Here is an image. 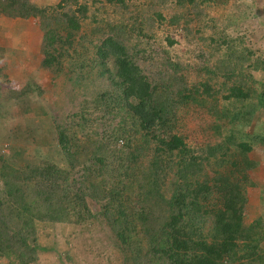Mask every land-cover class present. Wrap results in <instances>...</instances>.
Wrapping results in <instances>:
<instances>
[{
    "label": "trees",
    "instance_id": "1",
    "mask_svg": "<svg viewBox=\"0 0 264 264\" xmlns=\"http://www.w3.org/2000/svg\"><path fill=\"white\" fill-rule=\"evenodd\" d=\"M104 1L117 14L128 9L127 0ZM172 1L179 13L169 20L132 6L134 21L122 24V36L116 24L106 31L95 25L105 36L93 43L83 31L85 0H0V17L33 20L39 35L32 48L38 61L24 84H11L4 70L13 55L0 47L1 264H35L57 234L65 260L76 264L69 243L101 225L109 235L105 261L115 264H264V215L245 213L254 203L249 196L264 207V172H256L264 163L250 156L264 146V120L256 121L264 118V42L225 35L244 18L235 6L220 22L211 11L221 0ZM142 20L146 29L168 23L187 45L196 44L194 80L183 76L188 67L176 56L163 57L148 75L139 67L143 50L128 33L143 34ZM86 66L109 89L56 122L42 102L37 71L49 81L75 74L67 82L77 85L89 74ZM190 105L210 119L207 140L192 145L180 133ZM87 198L99 206L96 213Z\"/></svg>",
    "mask_w": 264,
    "mask_h": 264
},
{
    "label": "rangeland",
    "instance_id": "2",
    "mask_svg": "<svg viewBox=\"0 0 264 264\" xmlns=\"http://www.w3.org/2000/svg\"><path fill=\"white\" fill-rule=\"evenodd\" d=\"M33 1L39 5L49 6L59 0ZM85 1L89 7V11L87 13L88 18L86 19L85 28L82 30L86 37L93 41V43L105 36L103 33L106 31V25L112 26L116 24L115 32L117 35L122 36V24L127 26L134 21L132 6L137 7L139 5L138 8L145 9V11L149 9L147 11L149 14H152L155 10H159L165 17V21L169 20L174 12L179 13V9L177 10L173 6L172 0H164L163 4H159L158 0H152V2L150 0H127L126 4L128 9L121 11L120 14L113 11V8L117 9V7L105 3L104 0H97L94 5L90 0ZM233 6L241 10L244 18L239 20L234 26L227 27L225 29V35L228 38L246 37L251 45L263 43L264 0H221L215 5L216 11H210L212 14H220L219 19L221 22L222 19L229 17ZM91 16L96 17L99 23L92 22L90 20ZM95 25L104 27L105 31L102 34L95 33ZM135 25L138 24L135 23ZM145 25L144 20H142L138 27L143 29V34L139 36L135 32L128 33L129 42L135 45L138 51L143 50L142 53L138 54L139 57L135 58V62L139 67L145 70L148 75L150 74L149 72H156L155 68L163 57L168 55L170 59H174V56H176L179 61L187 65L186 68L188 67L184 70L183 76L189 80H194L196 73L193 66L197 62L196 54L198 53L196 44L193 42L191 45H187L182 40L181 31L178 28L171 27L168 23L157 26L156 22H154L151 29H146ZM34 26L36 24L33 20L21 21L0 17V47H8L10 49L9 53L14 56L11 58L12 61L9 62V67L7 65L6 70H4L13 85L26 83L28 81L27 70L30 69L32 75L34 66L38 61L36 55L32 54V48L37 47L39 40V35L33 32L35 30ZM166 37L173 39L174 44L171 47L167 45ZM23 51L27 54H24L27 58L23 56ZM28 52H31L30 56L32 59L28 57ZM33 58H36L37 61ZM20 60L26 62V64L28 63L23 69L18 67L17 62ZM84 68L89 71V74L83 80H78L77 85H73L72 83L74 82H67V77L71 75L75 77V74H65L66 71H64L63 75L57 77L55 80L49 81L46 72L37 71L35 79L39 81L42 88V102L47 106L52 116L56 118V122L62 121L65 123L68 115L79 112V106H81L83 101H91L95 94L109 89L108 84L102 82L97 77L95 69H88V66ZM209 120L206 112L197 106L190 105L187 109L182 110L180 133L185 136L188 144H198L207 140L209 134L207 133L206 126ZM263 120V117H259L256 121L260 123ZM250 156L253 159L259 158L263 164L264 146L254 147ZM256 172H264L263 165ZM251 175L256 176L255 173H251ZM261 183L264 182L261 181ZM261 188L260 191H263L264 187ZM262 198L264 197L262 196ZM245 213L249 218L255 214L264 215V207L255 205L253 209H247ZM77 231L80 232L79 229ZM57 235L55 239L54 237H50V241L54 245L47 252L42 253L35 264H70V262L65 260L64 254L62 255V253H65V248L62 245L63 237L62 235ZM108 236L107 230L103 225L97 226L90 233H77L74 237L76 241L71 244L69 243L68 246L73 248L71 253L75 254V259L78 261H76V264H115L112 259L105 261V257H109V252L103 250L109 241ZM39 243H46V238L39 239ZM100 253L102 255H99Z\"/></svg>",
    "mask_w": 264,
    "mask_h": 264
},
{
    "label": "water",
    "instance_id": "3",
    "mask_svg": "<svg viewBox=\"0 0 264 264\" xmlns=\"http://www.w3.org/2000/svg\"><path fill=\"white\" fill-rule=\"evenodd\" d=\"M86 205L91 213H96L99 209V206L89 198L86 199Z\"/></svg>",
    "mask_w": 264,
    "mask_h": 264
},
{
    "label": "crops",
    "instance_id": "4",
    "mask_svg": "<svg viewBox=\"0 0 264 264\" xmlns=\"http://www.w3.org/2000/svg\"><path fill=\"white\" fill-rule=\"evenodd\" d=\"M249 197H250V199L253 200V202H254V203L252 204V209H253V207H254L255 205L258 206L257 203L254 201V197H252V196H249ZM250 205H251V203H250ZM255 215H256V214H255ZM255 215H253V216L255 217ZM253 216H252V217H253ZM254 217H253V218H254Z\"/></svg>",
    "mask_w": 264,
    "mask_h": 264
}]
</instances>
